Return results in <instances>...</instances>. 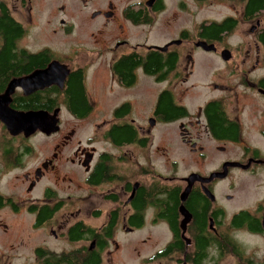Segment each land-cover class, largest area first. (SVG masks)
Listing matches in <instances>:
<instances>
[{"label": "flooded vegetation", "instance_id": "af4514ba", "mask_svg": "<svg viewBox=\"0 0 264 264\" xmlns=\"http://www.w3.org/2000/svg\"><path fill=\"white\" fill-rule=\"evenodd\" d=\"M35 1L6 5L23 28V57L0 62L9 65L0 113L47 112L57 129L12 134L0 119V264H15L32 231L45 236L32 264L38 250L81 264L99 252L105 264L128 242L151 248L134 247L135 264L264 263V190L248 203L239 191L245 179L264 178V7L245 13L240 1L205 0L232 13L152 45L162 0H74L78 16L63 4L45 21ZM226 20L231 30L208 32ZM138 29L149 37L136 41ZM34 31L38 42L25 45ZM152 52L162 60L145 71ZM130 56L137 65L128 70ZM53 63L59 80L23 83ZM143 82L155 87L150 95L135 93ZM22 214L27 224L8 218Z\"/></svg>", "mask_w": 264, "mask_h": 264}, {"label": "rangeland", "instance_id": "374dc122", "mask_svg": "<svg viewBox=\"0 0 264 264\" xmlns=\"http://www.w3.org/2000/svg\"><path fill=\"white\" fill-rule=\"evenodd\" d=\"M128 1H135V0H128ZM6 5L9 8H13V3L11 0H5ZM74 0H36L35 5L37 8H35L40 16L38 20L45 21L50 16V12L52 10H56L57 7L62 6L63 4H69V10L73 12V15L78 16L76 13L78 11V8ZM165 6V11L163 14L159 15V19H157L156 22L157 25H155L152 32V35L150 36V43L152 45H158L161 43L166 42L168 39L174 38L177 34V32L180 29L187 28L190 29V31L196 30L198 24H200L204 19H212V18H221L222 16H225L227 14L232 13V9L228 4L210 1L208 3H197L193 0H162ZM181 4L186 5V10L183 9L180 6ZM14 5H18L17 2L14 3ZM50 10V11H49ZM75 12V14H74ZM38 14V15H39ZM66 16V15H65ZM75 21H78V32L80 34V37L82 40L85 39V42H88V38L86 37V34L88 33L86 26L83 25L80 18L75 19ZM39 25V23H38ZM134 33H136V41H139L147 35L149 37V32L147 29H141V30H134ZM39 33L37 31H34L30 35V37L26 38L24 40V44L33 45L36 42H38ZM37 38V39H36ZM41 41L46 42L45 36L42 37ZM60 43L63 41H55V43ZM201 57V56H198ZM200 80L199 77H193V82H198ZM155 87L151 85L150 83L143 82L141 84V87H139L138 90H136L135 93L141 92L142 94H148L150 95ZM203 93V92H202ZM200 97V96H198ZM204 96L201 95L200 98H194V100L191 102L193 105L200 103V101L204 100ZM46 144H48V141ZM44 145V142L38 141V145ZM178 158V157H177ZM208 164V163H207ZM210 164V163H209ZM183 165V166H182ZM179 169V173L181 174L183 172V169L185 168V165L182 164ZM211 165V164H210ZM264 178H255V179H245L244 183L241 182V186L239 187V191L244 193L246 195L245 199L246 202H251V199L260 192L264 190ZM242 189V190H241ZM17 195H20L19 190L16 189ZM250 195V196H249ZM8 218H15L18 222H21L22 224H27L29 218L25 215H17L16 217H8ZM45 236H43V233L40 231L38 232H31V238H30V246L29 248L24 249L20 252L21 257L16 259L15 264H32V248H34L35 245L40 244ZM11 243L13 245H17L16 242L11 240ZM120 243V242H119ZM121 249L119 251L113 250L110 256L105 257V264H135V262L138 260L136 258V255L133 252V248L136 247V250H139L140 255L142 254H149L151 252V248L148 246H144L141 244H137L135 242H128L122 244ZM162 244L159 243L158 247H161ZM152 247V246H151ZM54 248H57L54 246ZM146 251V252H143ZM150 251V252H149ZM122 252V253H121ZM35 262V261H34ZM231 260H228L224 264H230Z\"/></svg>", "mask_w": 264, "mask_h": 264}, {"label": "trees", "instance_id": "16d2710c", "mask_svg": "<svg viewBox=\"0 0 264 264\" xmlns=\"http://www.w3.org/2000/svg\"><path fill=\"white\" fill-rule=\"evenodd\" d=\"M198 3H201L205 0H193ZM229 1H240L244 4V12L250 13V12H256L259 9H262L264 7V0H229ZM159 9H162V3L159 2ZM0 11H2V14H0V62L2 61H9L14 59H21L22 53L18 52L17 50V43L21 36L23 35V28L21 27V24L15 21L8 13L6 4L0 1ZM226 20L221 27L216 25H210V31H208L211 34H217L222 31L231 30L232 28L225 27ZM199 29H203V27H199ZM207 31V29H206ZM202 35H204L202 33ZM45 57V56H44ZM38 58V57H33ZM132 56L127 58V61L125 62V65L123 64V67H126L129 69L132 68L133 65H137V60L133 58ZM145 58L149 59L151 58L150 64L145 65V71H151L156 69V67L160 64V60H162V56L156 54V53H146ZM9 67L8 64L2 65L0 64V75L2 74H9V70L7 69ZM5 69V70H3ZM84 100V98L82 97ZM244 214H241V218L244 217ZM255 226V231L259 229L257 224ZM76 238V237H75ZM173 248H176L173 245ZM37 257L39 259L38 264H81L77 261H74L71 256L65 255H48L47 258L44 257L45 255H42L41 251H37ZM101 256L99 255V252L97 254H93L90 258H87L82 264H101ZM248 264H264L262 263L261 259L257 258H250L248 259Z\"/></svg>", "mask_w": 264, "mask_h": 264}, {"label": "water", "instance_id": "95a60500", "mask_svg": "<svg viewBox=\"0 0 264 264\" xmlns=\"http://www.w3.org/2000/svg\"><path fill=\"white\" fill-rule=\"evenodd\" d=\"M151 5V3H149ZM205 43L199 42L197 46L203 47ZM160 50H165L166 48H158ZM62 66H59L58 63L51 64L47 69L43 71H38L29 76L23 83H41L40 88L50 85L52 82L59 80V70ZM65 76H63L64 79ZM16 86L14 83H11L7 89L6 95L12 91L13 87ZM36 89V88H35ZM0 119L6 124L7 128L12 134H17L19 132H24L26 135H32L37 130L46 133L49 135L53 133L57 128L54 127L56 121L54 117L49 115L47 112H29L28 113H19L8 111L6 113H0ZM55 116V115H54ZM53 119V120H52ZM212 178V177H211ZM210 179V178H209ZM207 181H209L207 179ZM189 189V187H187ZM186 193L182 200H185Z\"/></svg>", "mask_w": 264, "mask_h": 264}]
</instances>
